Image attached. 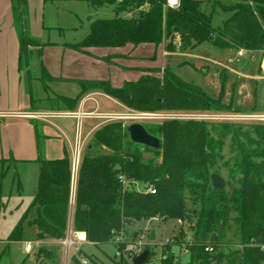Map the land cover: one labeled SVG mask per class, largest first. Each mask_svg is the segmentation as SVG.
<instances>
[{"label": "trees", "instance_id": "obj_1", "mask_svg": "<svg viewBox=\"0 0 264 264\" xmlns=\"http://www.w3.org/2000/svg\"><path fill=\"white\" fill-rule=\"evenodd\" d=\"M87 1L94 6H113L115 17L93 20L89 35L81 43L65 45L78 52L87 54L85 50L92 48H137L144 44L159 47L166 41L165 47L170 53H186L204 43L221 50L264 53V0L215 1L210 12L211 3L198 0H181L179 8L168 7L167 0ZM11 9L20 45L21 81L30 97L31 111H36L40 102L36 97V82L53 79L44 72L37 78L32 70L31 49L40 44L30 34L27 0H11ZM217 12L231 16L221 26L213 27ZM135 14L139 15L138 19L133 18ZM177 38H180L179 47L174 45ZM146 72L138 80L126 82L121 87H114L108 81L84 82L83 85L103 92L136 113L211 115L239 112L233 103L225 102L224 79L220 95L214 98L196 83L182 80L170 66ZM43 84L47 90L48 85ZM60 100L69 108L77 103L67 98ZM233 125L198 119H164L159 125L144 126L149 134L160 140L159 149L132 142L124 121L101 125L88 139L81 156L73 228L85 232L88 242L95 246L116 243L128 227L137 224L168 219L192 223L187 207L190 201L196 214L193 242L185 248L190 260L184 263L173 252V247L184 249L181 228L179 235L172 239L174 243L163 247L160 264H262L264 253L257 248H247L252 241L264 244V162L255 161L262 154L258 151L248 153L240 147L241 156L235 168L228 169V188L218 190L212 185L211 177L219 173L225 143L223 134L220 132L219 136L218 131L223 126ZM237 126L259 136L258 148L264 143V124L250 121ZM35 134L39 185L28 213L34 214L39 241L61 242L68 228L72 161L67 154L61 160L45 159L46 137L39 125H35ZM144 151L159 160H145ZM235 172L240 174L239 189L232 187ZM136 182L146 184V192L131 189ZM150 188L156 192L151 193ZM228 230H233L238 246L245 247L243 251L229 252L231 248L224 241ZM134 236L138 237L139 232ZM9 241H22L21 224ZM116 244L123 253L126 245ZM207 246L214 247L215 252L207 253ZM59 250L60 247H56L49 257H57ZM151 259L150 252L147 262Z\"/></svg>", "mask_w": 264, "mask_h": 264}, {"label": "rangeland", "instance_id": "obj_2", "mask_svg": "<svg viewBox=\"0 0 264 264\" xmlns=\"http://www.w3.org/2000/svg\"><path fill=\"white\" fill-rule=\"evenodd\" d=\"M223 2H226V0ZM27 4L29 7L30 34L37 38L40 44L39 47L31 49L32 70L37 78L42 77L39 67L40 58L57 51L52 50V48L81 43L89 35L93 20L115 17L113 6H94L87 0H27ZM6 5L7 0H0V24L3 23L4 16L2 17V15H5ZM230 16L231 14L217 12L213 18V27L221 26ZM179 39L175 40L174 45L177 47L180 45ZM166 43L165 41L163 49L168 52L165 47ZM7 45H9V41L4 39L0 47V56L12 57L14 55L13 47ZM16 51L18 52L17 49ZM186 53L194 54L198 58L172 56L171 59H168L167 57L161 68L172 67L175 74L182 80L196 83L214 98L220 95L221 83L224 79L226 82L224 87L225 102L233 103L234 108L239 112L211 115L153 114L150 117H143L138 116L136 112L127 111L125 115H122L125 119L117 121H124L127 127L134 123L143 126L159 125L164 119L169 118L198 119L235 124L236 127L234 125L231 127L223 126L218 131L219 136L221 133L223 134L225 143L222 149L223 158L219 164V173L214 174L221 176L226 181L229 175L228 169L235 168L236 160L241 156L240 147L246 149L248 153L258 151L262 155L255 158V161L264 162V143L258 148L259 136L237 126L250 122L251 120L247 119L249 116L262 118L263 120L253 122L264 124V53L221 50L213 48L208 43H204ZM157 64H160L159 60ZM43 83H46L49 89L45 90ZM41 87L44 91H41ZM76 89L73 85L64 86L52 83L46 78L43 82L39 80L35 84L36 97L39 98L42 92L52 96L54 100L50 101V104H53L54 108H57L56 104L60 101L58 95L64 92L66 94L72 93ZM12 100L11 103L9 99L4 98L3 102H0V109L13 110L18 107V104L22 105L24 101L23 98L20 101ZM38 104H41V102H38ZM55 122L53 123L59 124L57 127L60 129L56 126H53V130L49 128L56 141L48 145V157L51 158L50 160H54L59 157L57 153L61 152L63 157L66 154L69 155L72 161V145L77 131L76 122L72 118L55 120ZM85 124L84 135L87 133L86 126L92 127L95 122L86 121ZM39 126L44 134L46 126ZM28 132H30V136ZM31 135H34V137L36 135L34 122H31L28 130L14 121H7L4 125H0V264H23L24 262V264H66V253L62 247L58 251L57 257H49V253L54 252L55 248L60 246L47 245V241L40 243L38 228L33 222L34 214L28 213L38 194L39 185V164L37 161L29 162L30 158H38L37 148H34L33 151L29 150ZM144 159L147 161L159 160L158 157L147 151H144ZM226 162L228 166L225 167ZM234 176L232 187L239 189L240 174L235 172ZM227 188L228 185L226 184L225 189ZM131 189L137 192H146L147 185L136 182L131 186ZM187 207L191 219H193L190 224L186 222L179 224L178 221L168 219L128 227L127 232L121 237L122 243L126 245L123 253L119 252L117 242L99 246L88 245L83 248V252L88 257L96 259L99 264H133V250L135 246L139 245L143 247V251L148 247L152 253V259L145 264H160L163 247L174 236L179 235L181 228L184 232V249L193 242L195 206L189 201ZM20 224L22 225V241L11 244L9 239L15 228ZM141 231L144 232L143 235H141ZM151 231H155V240L149 242L148 237ZM135 232H139L138 237L134 236ZM224 241L231 248L229 252L238 250V242L233 236V230L227 231ZM25 242L33 244L32 253L26 254ZM8 245L11 246V250L6 251L7 247H10ZM227 246L225 244V247ZM173 252L182 262H189L190 256L187 251H183L179 247H173ZM225 252L228 253V250ZM69 264H74V262L70 261Z\"/></svg>", "mask_w": 264, "mask_h": 264}, {"label": "crops", "instance_id": "obj_3", "mask_svg": "<svg viewBox=\"0 0 264 264\" xmlns=\"http://www.w3.org/2000/svg\"><path fill=\"white\" fill-rule=\"evenodd\" d=\"M198 1L211 3L208 6V12H210L212 11L211 7L213 2L224 0ZM3 16V23L0 24V47L2 41L4 39H7L9 41V45L7 46L13 47L14 55L12 57L0 56V102H3L4 98L9 99L11 103L13 102L12 99L20 101L23 98L24 101L22 102V105L18 104V107L16 109H0V125H4L7 121H14L17 124L23 125V127L27 128V130L28 128L30 129L31 122H34L35 125H45V133L43 134L46 137L44 141V157L47 160L51 159L48 157V145H51L56 141V138L50 133L49 130H53V126L57 127V125H59L55 124V120L67 119L57 117L55 115L60 113H76L78 111L94 114L125 115V113L129 111L120 102L105 95L103 92L88 89L83 85L84 82L108 81L114 87H121L126 82L138 80L143 75H145L147 73L146 71L148 70L164 69L161 68V65L167 59V57L168 59H171L172 56H189L198 58L194 54L166 52L165 49H163L164 43L159 47L151 44H144L138 46L137 48H134L132 46L117 49L92 48L85 50L88 52L87 54L67 48L65 45L56 46V48H52V50H57L56 52H51L49 55L47 54L44 57L40 58V73L41 75L46 73L49 77H51L53 80H51L50 82L52 83L64 86L73 85L74 88L76 87L77 89L72 93L66 94V92H64L58 95V97L77 100V103L74 107L69 108V105L59 99V103L56 104L57 108H54V106H52L53 104H50V101L54 100L52 99V96H48V94L42 92L38 98L40 99L41 104H38V109L36 111H31V100L29 95L25 91L24 84L21 81V73L19 71L20 45L17 37V32L14 28L11 0H7L5 15H2V17ZM16 49L18 50V52L16 51ZM103 59H108L109 61ZM158 60L160 64L156 65ZM31 66L33 67L32 63ZM43 87H41V91H44ZM44 114L49 116L43 118L41 115ZM86 121H93L95 122V124L92 127L86 126L87 133L84 135L83 130L86 125ZM75 122L76 125H78V121L75 120ZM105 123L107 122L98 118L84 119V121L82 122L83 127L81 136L82 140H86L85 146L87 145L88 139L91 137L94 131ZM60 124L62 125V123ZM57 128L60 129L59 127ZM28 133L30 136V132ZM30 142L31 144L29 145V150L33 151L34 148H37L36 135L35 137L34 135H31ZM76 142L77 131L72 148L74 147ZM57 155H59L60 158L58 157L54 160H61L64 158L63 153L61 152H59V154L57 153ZM36 161L37 158H30L29 160V162ZM150 233L151 232H149V236ZM43 242H46L47 245H57L60 246V248L62 247L60 245V242L51 240L40 241V243ZM10 243L14 244L18 242L10 241ZM9 250H11V246L7 247L6 249V251ZM26 254L30 253L26 252Z\"/></svg>", "mask_w": 264, "mask_h": 264}, {"label": "built area", "instance_id": "obj_4", "mask_svg": "<svg viewBox=\"0 0 264 264\" xmlns=\"http://www.w3.org/2000/svg\"><path fill=\"white\" fill-rule=\"evenodd\" d=\"M181 4V0H167V5L168 7L171 8H179ZM138 116H143V117H150L153 116V114H137ZM43 118L48 117L49 115H41ZM57 117H62V118H72L78 121L77 125V142L72 148V153H73V161H72V167H73V179L72 180V191H71V200H70V211H69V220H68V228L66 232L65 238L60 242V245L62 248L65 249V255H66V264H69L70 261H73L74 264H94L92 259L88 257L84 252L83 248L88 245H92L90 242H88L87 239V234L82 231L75 230L73 228V216H74V204H75V190H76V182H77V174H78V169L80 165V160L81 156L83 153V150L85 148V141L82 140L81 136V131H82V122L86 118H98L102 119L105 122H110V121H115V120H121L125 119L122 117V115H108V114H94V113H85L83 111H78L76 113H60L55 115ZM136 118V117H135ZM170 119V118H169ZM175 119V118H171ZM248 120L251 121H256V120H263L260 117L257 116H249L247 118ZM120 180L122 182H125V179L123 177H120ZM74 184V185H73ZM148 191L151 193H155L156 191L152 188H150ZM179 224H182L181 221H179ZM117 242L121 243V238L117 239ZM173 240H169L167 242V245L173 244ZM244 246H238V249L243 251ZM247 248L253 249L257 248L261 252L264 253V244H257L256 242L252 241L249 245H247ZM33 244L31 242L25 243V251L28 253L33 252ZM183 251H186L185 249H182ZM205 251L207 253H214L215 248L212 246H207L205 248ZM143 252V247L142 246H135L132 254V259L139 256ZM264 264V262L262 263Z\"/></svg>", "mask_w": 264, "mask_h": 264}, {"label": "water", "instance_id": "obj_5", "mask_svg": "<svg viewBox=\"0 0 264 264\" xmlns=\"http://www.w3.org/2000/svg\"><path fill=\"white\" fill-rule=\"evenodd\" d=\"M133 18L138 19L139 15L135 14ZM130 135V140L138 145L146 146L151 149H159L161 146L160 140L149 134L142 124L134 123L127 128ZM212 185L215 189L224 190L226 181L219 175H212ZM143 235V231L140 232ZM155 240V231H151L149 242ZM150 256V251L145 250L139 256L132 259L133 264H145Z\"/></svg>", "mask_w": 264, "mask_h": 264}]
</instances>
